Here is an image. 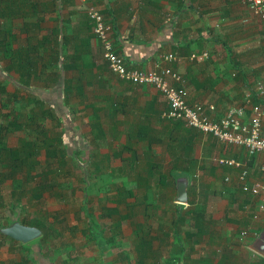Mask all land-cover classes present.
<instances>
[{
  "label": "crops",
  "instance_id": "crops-1",
  "mask_svg": "<svg viewBox=\"0 0 264 264\" xmlns=\"http://www.w3.org/2000/svg\"><path fill=\"white\" fill-rule=\"evenodd\" d=\"M88 6L94 7L104 22L112 26V46L124 57L126 65L139 70H150L158 64L169 66L184 79L187 103L211 104L213 115H222L227 107L240 104L244 86L251 83L248 68L253 64L246 63L240 56L246 52L252 59L264 48L263 28L258 17L240 0H0V18L5 21L0 31H9L18 38L16 42L19 41H12V49L16 51L13 56L0 60L4 63L0 69L11 67L6 77L0 73V81L6 79V83L14 86L12 91H6L11 104L24 101L27 109L38 113V117L50 108L48 117L57 132L48 137L53 141L51 146L61 147L62 152L66 149V160L78 149L101 145L99 152H88L93 165H105L102 171L93 166L89 174L94 177L93 182L95 179L104 181L98 195H120L121 199L122 192L129 189L140 196L141 186L130 181L140 178L149 181L153 195H157L153 197V204H138L142 207L139 211L141 215L148 212L152 215L158 209L159 213H165L169 224L166 228L158 225L160 233L152 234L148 223L144 229L141 223H136L133 227L135 256L129 264H154L155 261H165L163 264H264V252L258 250L259 244L264 245L259 239L264 240V210L258 220L251 218L252 211L257 210L256 203L263 201L264 193L258 197L245 194L236 182L237 170L218 167L211 160L223 156L241 161L243 149L226 146L180 121L165 118L166 102L159 92L149 85L119 80L110 73L101 58V45L93 34V24L86 16ZM253 43L260 48H255ZM168 52L177 58L168 62L159 59ZM201 52H206L207 57L189 59L190 54ZM26 69L35 71L28 73ZM27 79V88L16 86ZM5 113L8 119L10 105ZM17 131L10 129L8 133ZM181 135L188 150L174 147V139ZM89 142L96 144L90 146ZM6 145L19 147L18 144L8 145L7 140ZM41 150L45 156L44 149ZM118 151L119 156H115ZM260 162H264L262 153L247 160L250 180L257 178ZM175 165L183 170L170 174ZM121 171H125L124 174ZM164 173L166 178L170 175L171 181L166 179L164 187L173 188L174 193L166 202L164 190L156 188ZM177 173H186L193 182L189 197L195 203L174 201ZM107 181H114L117 188ZM124 181L129 184L123 185ZM159 194L162 200L158 199ZM133 200L114 203L104 198L101 208L91 211L96 213L93 219L102 229L101 247L88 237L89 219L80 235L98 249L102 248V252H110L104 245L114 251L111 244L118 245L120 239H113V235L120 234L123 221L133 220L136 214L127 211L133 207ZM120 205L125 211H119ZM176 205L182 214L195 205L202 213L201 235L197 238L186 236L191 234L190 216L176 225L182 251L179 243L174 244L172 236L175 227L171 221L175 218ZM111 207L117 208V215L97 216ZM159 213L156 216H160ZM113 220L117 223L113 224ZM243 229L246 234L240 235ZM107 230L111 236H106ZM75 231L72 228L70 233ZM108 237L110 239L106 240ZM9 240L11 244L16 242ZM196 245L212 249L198 255L193 247ZM31 256L27 255L28 260ZM102 258L109 264H124L109 255Z\"/></svg>",
  "mask_w": 264,
  "mask_h": 264
},
{
  "label": "rangeland",
  "instance_id": "rangeland-1",
  "mask_svg": "<svg viewBox=\"0 0 264 264\" xmlns=\"http://www.w3.org/2000/svg\"><path fill=\"white\" fill-rule=\"evenodd\" d=\"M2 26H5V21L3 22V19L0 18V27ZM16 40H18L17 37H15V42ZM253 44L255 48H260L259 44ZM242 58L246 63L251 62V64H253V67L248 68L249 77H251V79L248 80L250 82L256 80H262L264 82V48L262 50L259 49V53L254 55L252 59L246 52L243 54L241 53L240 59ZM3 66L4 63L0 62V67ZM2 83L3 82L0 81V84ZM4 86V90L8 92L12 91L14 88V86H11V83H5ZM8 105H10V108L15 107L14 111L17 114L20 111L22 118L27 110L24 101L19 100L18 104H11V99L8 98V100H5V94L0 91V124H3L7 120L6 115L2 112L6 111ZM46 119L43 121L40 120L39 123L42 124L43 129L46 130L44 135L48 137L57 131L56 127L52 126L53 121H50L49 117ZM5 138L8 145H19L20 139L29 141L35 139L36 141L33 134L26 135L22 131L14 133L7 132ZM37 139H39V137ZM48 139L51 138L48 137ZM95 144L96 142H89L90 146ZM50 147L58 153L55 154V158L45 159L40 149L38 152V154H40L36 156V163L33 168L23 167L20 171L15 172L14 177L17 179V183L12 181L9 176L0 181V226L8 224L9 218L15 217L17 220L20 219L26 224L35 222L38 224V222H40L41 226L45 228V236H42L40 233L42 237L39 236L26 243L16 241L11 244L12 242L9 238L1 237L0 235V264H56L59 260H61L60 264H109L102 258L108 257V255L111 258H117V262L121 261L124 264H129L133 261L135 256L134 246H136V242H134L135 236L133 235L134 225L139 222L142 224V229H144L146 223H148L150 225V232L152 234L154 232L158 234L160 233V231H158V225L166 228L169 224L167 217L164 216L165 213H159L158 209H156L155 213L152 215L151 212L141 215V211H139L140 208H142L141 205L133 201L135 204L130 210H127L129 213H136L133 220H124L121 233L113 235V239H120V243L118 245H116V243L111 244L114 251H111L108 245H104V248L108 249L110 252H107V250L102 252V248L98 249L97 246L91 244L86 238L80 235V231L87 225V213L93 210H99L104 201L101 195L93 194L90 191L95 187L94 182L96 179L93 182L92 179L94 177L89 175L94 165L92 164V156L88 152H99L102 149L101 145L96 148H88L86 146L83 150L78 149L70 158L64 161L66 162L65 164H58V159L60 155H62V148ZM72 158L74 159L72 160ZM46 161H50L51 163L48 165ZM109 165L110 164H107V166ZM114 165H117V163H114ZM97 166L101 171L104 170V164H97ZM7 172L8 169L2 166L0 161V177L1 174H7ZM124 172L125 171L122 173L124 174ZM40 174L48 181L54 182V185L42 191L40 197L36 198L32 196V191L42 178ZM165 174L166 173H164L163 178H161L162 183L157 182L158 187H156L164 190L163 198H167L164 199V202L170 199L174 194L173 188H166L162 185H158H164L166 179L171 183L170 175H167L166 178ZM87 191L90 195L84 197L83 193ZM58 193L59 196L55 195ZM132 193L134 194L127 198L128 200H132L133 197L138 195L137 192L132 191ZM156 195H154V197ZM57 196H61V198H57ZM163 198L162 194H159L158 199L162 200ZM118 208L121 212L125 211L123 205H120ZM158 213L160 216H156ZM95 214L96 213H94V215ZM94 215L92 216L93 218ZM112 223L116 224L117 222L113 220ZM72 228H75L76 231L70 233ZM110 230L113 232L114 228L111 226ZM106 236H111L109 230H107ZM109 239L110 237L106 240ZM165 242H168L167 239ZM167 246L168 244L166 245V251ZM38 247L44 252L42 253V261L36 259L35 250H37ZM193 247L196 249V253L198 252V255L202 251L207 252L212 249L205 245H196ZM30 254L32 255L31 260H28L27 255L30 256ZM195 261H197V258ZM163 262L166 263L165 261ZM163 262L155 261L154 264H163Z\"/></svg>",
  "mask_w": 264,
  "mask_h": 264
},
{
  "label": "built area",
  "instance_id": "built-area-1",
  "mask_svg": "<svg viewBox=\"0 0 264 264\" xmlns=\"http://www.w3.org/2000/svg\"><path fill=\"white\" fill-rule=\"evenodd\" d=\"M240 1L258 17L263 28L264 43V0ZM86 15L93 24L92 31L101 45V58L108 71L119 80L134 85H149L159 92L166 102V110L163 114L165 118L180 121L184 126L210 135L226 146L242 148L244 159L241 161L223 156L211 160L218 167L236 169V182L245 194L251 197L263 194L264 162H260L257 167V178L250 180L247 160L257 153L264 154V102L255 101L264 98V82L256 80L248 83L244 86L240 104L227 107L222 115H213L211 104L187 103L184 79L169 66L158 64L150 70H139L126 65L124 57L112 46V26L105 23L102 15L92 6L87 7ZM206 56V52H201L190 54L189 59L201 60ZM176 58V55L168 52L160 55L159 59L168 62ZM227 179L229 180V177L225 178ZM256 206L257 210L251 213V218L254 220H257L259 213L264 210L262 201L256 203ZM245 234L246 230H241L240 235Z\"/></svg>",
  "mask_w": 264,
  "mask_h": 264
},
{
  "label": "trees",
  "instance_id": "trees-1",
  "mask_svg": "<svg viewBox=\"0 0 264 264\" xmlns=\"http://www.w3.org/2000/svg\"><path fill=\"white\" fill-rule=\"evenodd\" d=\"M13 40H15V37L13 36L12 33H9V31H7V30L0 31V60L7 58L8 56L11 57L15 54L16 51L14 49H12V41ZM18 54H20V53H18ZM7 69L9 70V69H11V67L7 66ZM7 69L6 68L3 70L0 69V73L2 74L3 77L7 76ZM26 71L28 73H32L35 71V69H26ZM20 77H22V75H20ZM2 82L3 83L0 84V91L5 94V97H6L5 100H7L8 96L6 95V91L4 90V87H5L4 85L6 83V79H4ZM22 85H23V87L27 88L29 86L28 85V79L26 80V82H24V83L22 82L16 86H22ZM12 94L13 93H11V95ZM255 101L261 102L260 99L255 100ZM34 104H37V102H34ZM14 108L11 107V114L8 116V119L3 124H0V161H1V165L6 167V169H8L7 174H1L0 181L2 179H5L7 176H9V178L12 181L17 183V179L14 178L15 172L20 171V169L23 167L33 168L35 163H36V156H38V152L41 148L44 149L45 159L55 158V156H56L55 154L57 152H55L54 149L52 147H50L51 144H53V141H51L50 139H48L47 136L44 135V132H46V130H44L42 127V124L39 123L40 120L43 121L44 119H46L48 117V113L51 111L50 108L48 107L49 110H44L45 113L41 117H38V113H36L32 109L28 108L24 113L26 116H24L23 118L21 117L22 115H21L20 111L18 114L15 113ZM2 113L4 115H6L5 112H2ZM50 121H53V120L50 119ZM10 129L12 131H15V130L22 131L26 135L33 134L36 138V141H35V139L30 140V141L20 139L18 148H10L6 145V138H5L6 133L8 131H10ZM96 135H99V133ZM38 137H39V139H37ZM174 140H176L174 147L179 148V149L181 148L183 151L189 149L188 144L185 143V138L183 135L178 136ZM54 141L57 143L56 139H54ZM64 154H67L66 149H64V152H62V155H60V157L58 159V162H59L58 164H65L66 163V162H64L66 160L64 157ZM115 156H119V151L115 153ZM49 163H51V162L46 161V164L49 165ZM94 166L96 167L97 164H95ZM178 170H179V168L175 165L172 167V169L169 171V173L171 174L173 171H178ZM180 170H183V169L180 168ZM100 176H102V173H100ZM135 176H137V175H135ZM160 178H163V176L160 175V177L158 179V182L162 183V179H160ZM103 182L104 181H101V180L95 181L94 182L95 187L90 191L93 194H98V192L103 188ZM130 182H131V184L141 186V189H142L140 196L133 197V199H134L133 201H136V203H138V204H140V203L141 204L144 203L145 205L153 204L154 195L151 191L152 187L149 184L148 180H146L145 178H143V179L140 178V179H132ZM108 183H110V186L117 188L114 181H109ZM122 184L127 185V184H129V182L124 181ZM53 185H54V182L48 181L42 175L41 180L37 183L36 187L32 191L33 192L32 196L39 198L42 191L47 190L50 186H53ZM163 186H165V185H163ZM193 187H194L193 182L190 180L188 187H187V191H186L187 192V204H189V205L195 203L189 197V190L192 189ZM122 193H123L122 194L123 197L121 199H120V195H119V197H117L118 195L116 197H112L111 195L110 196L105 195V197H103V198H105L107 201L118 203L122 199L126 200L127 198H129L133 195L132 191L129 189L128 190L125 189V191H123ZM83 194H84V197H86L88 195V191L86 193H83ZM55 195L59 196V193L55 194ZM247 195H249V194H247ZM58 196H57V198H61V196L60 197H58ZM124 202H126L125 204L129 205L128 201H124ZM132 203L135 204V202H132ZM262 203L264 205V195H263ZM198 208L199 207L197 205H195L194 209H191V210L187 211V213L182 214V213H180V210H178V205H176L175 212H174L175 218L173 219V221H171L172 225L175 227L172 236L174 238V244H175V242L179 243L178 247L180 248V251L183 250V246L179 241L180 239L177 237L178 233H177V229H176L177 226L176 225L178 223H181V221L186 216H190V219H188L189 220L188 224H190V226H191V234L188 233V234H186V236L188 235V236H191L194 238H197L198 236H200L201 235L200 231H201V226H202V213L200 212V210ZM93 214H94V212L87 213V218L90 220L89 224H88V230H89L88 237L91 240V242H94L95 244H97L98 247H101L102 244H101L100 240L102 239V234H101L102 229L98 226V223L95 222V219H93V217H92ZM112 214H114V215L118 214L116 207L107 208L104 211V214H102V212H100L99 215H97V216L98 217L99 216L100 217L101 216L111 217ZM191 214L194 216L192 217ZM14 219H17V218H15V217H13L11 219L9 218L8 223ZM18 221L20 223L26 224L25 222H23L20 219ZM27 225H32V226L37 227L41 231L42 236L43 235L45 236V234H44L45 228H43L41 226L40 222H38V224L36 222L35 223H28ZM0 235H1V237H7V236L2 235V234H0ZM42 236H40V237H42ZM35 253L37 256V260L42 261V255L43 254H42L40 248H37V250H35Z\"/></svg>",
  "mask_w": 264,
  "mask_h": 264
},
{
  "label": "water",
  "instance_id": "water-1",
  "mask_svg": "<svg viewBox=\"0 0 264 264\" xmlns=\"http://www.w3.org/2000/svg\"><path fill=\"white\" fill-rule=\"evenodd\" d=\"M189 184L188 175L186 173H177L174 175L175 196L174 201L177 204L187 203L186 190ZM41 231L32 225L20 223L17 219L12 220L4 226H0V234L5 235L20 243L29 242L40 236ZM263 243V237L259 238ZM258 250L264 252V245H258Z\"/></svg>",
  "mask_w": 264,
  "mask_h": 264
},
{
  "label": "clouds",
  "instance_id": "clouds-1",
  "mask_svg": "<svg viewBox=\"0 0 264 264\" xmlns=\"http://www.w3.org/2000/svg\"><path fill=\"white\" fill-rule=\"evenodd\" d=\"M87 16V15H86ZM207 57V56H206ZM258 220V219H257Z\"/></svg>",
  "mask_w": 264,
  "mask_h": 264
}]
</instances>
